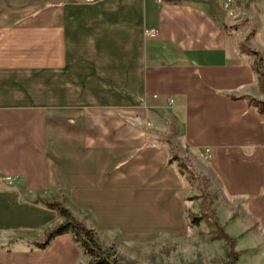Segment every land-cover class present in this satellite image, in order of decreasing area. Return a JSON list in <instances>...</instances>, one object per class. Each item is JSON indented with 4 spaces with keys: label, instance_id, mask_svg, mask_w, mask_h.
Listing matches in <instances>:
<instances>
[{
    "label": "crops",
    "instance_id": "crops-1",
    "mask_svg": "<svg viewBox=\"0 0 264 264\" xmlns=\"http://www.w3.org/2000/svg\"><path fill=\"white\" fill-rule=\"evenodd\" d=\"M242 11L264 59V0H0V238L20 239L0 264L83 262L71 232L34 246L63 219L54 202L100 233L178 215L174 154L261 209L264 110L257 57L232 29Z\"/></svg>",
    "mask_w": 264,
    "mask_h": 264
},
{
    "label": "rangeland",
    "instance_id": "rangeland-1",
    "mask_svg": "<svg viewBox=\"0 0 264 264\" xmlns=\"http://www.w3.org/2000/svg\"><path fill=\"white\" fill-rule=\"evenodd\" d=\"M243 13L237 19L232 18V29L239 48L255 55L250 45L253 30ZM255 56L262 96L251 101L264 110V59ZM173 157L182 175V187L173 195V210L179 208L178 215H169L165 222L159 219L157 223L151 216L142 217L141 222L134 219V222L123 223L122 228L108 225L101 233L85 218L72 216L87 229H93L100 246L111 249V254L121 264H227L231 253L236 255L231 264H264V205L258 209L253 201L229 198L208 166L199 167L187 158H180L179 154ZM203 158L211 157L204 154ZM64 221L63 218L60 223H54L52 228ZM4 239L0 238V247L20 242L19 238ZM79 246L83 248L82 244ZM86 255L83 264L91 261V256Z\"/></svg>",
    "mask_w": 264,
    "mask_h": 264
},
{
    "label": "trees",
    "instance_id": "trees-1",
    "mask_svg": "<svg viewBox=\"0 0 264 264\" xmlns=\"http://www.w3.org/2000/svg\"><path fill=\"white\" fill-rule=\"evenodd\" d=\"M49 207L57 209L65 221L58 227L48 229L45 241L38 243L36 247L44 249L58 236L71 232L74 234L75 239L82 244L83 248L91 256V261L88 264H121L111 254V249L106 250L100 246L95 231L93 229H87L83 224L76 221L68 209L58 202L49 204ZM195 220L194 218V222ZM228 259L227 264H231V262L236 259V255L231 253Z\"/></svg>",
    "mask_w": 264,
    "mask_h": 264
},
{
    "label": "built area",
    "instance_id": "built-area-1",
    "mask_svg": "<svg viewBox=\"0 0 264 264\" xmlns=\"http://www.w3.org/2000/svg\"><path fill=\"white\" fill-rule=\"evenodd\" d=\"M159 34V31L158 30H146L145 31V35L147 38H156ZM173 100H170V104H173ZM205 156L208 158L211 156V153H210V150L207 149L205 152H204Z\"/></svg>",
    "mask_w": 264,
    "mask_h": 264
}]
</instances>
